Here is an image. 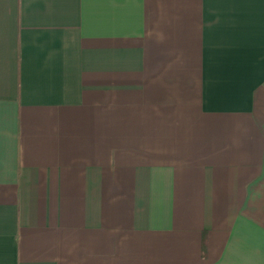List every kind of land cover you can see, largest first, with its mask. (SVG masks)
Masks as SVG:
<instances>
[{"label":"crops","instance_id":"obj_1","mask_svg":"<svg viewBox=\"0 0 264 264\" xmlns=\"http://www.w3.org/2000/svg\"><path fill=\"white\" fill-rule=\"evenodd\" d=\"M0 264H264V0H0Z\"/></svg>","mask_w":264,"mask_h":264}]
</instances>
